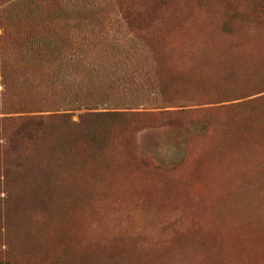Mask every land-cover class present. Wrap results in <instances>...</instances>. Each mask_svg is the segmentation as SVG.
<instances>
[{"label": "rangeland", "instance_id": "374dc122", "mask_svg": "<svg viewBox=\"0 0 264 264\" xmlns=\"http://www.w3.org/2000/svg\"><path fill=\"white\" fill-rule=\"evenodd\" d=\"M225 7L226 0H178L155 8L164 26L167 13L196 21L171 38L168 57L165 38L159 59L166 97L182 104L153 109L162 103L152 55L129 35L114 0H0V117L27 115L26 103L29 114H40L43 107L55 113L64 70L59 57L81 47L91 48L93 60L101 62L91 69L98 77L122 73L135 83L125 90L111 84L102 99L107 105L99 108L145 114L135 125L113 124L118 133L109 151L93 158L81 145L83 163L74 155V168L83 170L72 167L75 177L67 185L82 203L72 205L61 226L73 242L83 243L87 252L77 247V253L97 249L105 264H136L163 253L173 264H264V91L216 102L252 89L236 90V84L253 81V73L228 80L218 57L202 61L190 46L192 38L207 37L217 47L231 42L219 35L214 17ZM251 35L249 30L234 37L239 46L223 64L239 72L244 62L256 61L258 48L264 54V35L250 42L252 49L240 47ZM259 67L264 75V62ZM202 91L207 94L191 97ZM86 111L72 112V120ZM202 119L209 122L205 135L196 128ZM156 164L174 168L163 173ZM89 174H97L99 182L88 181ZM164 184L180 189L187 201L167 203ZM170 222L174 228L167 229ZM177 241L184 246H173Z\"/></svg>", "mask_w": 264, "mask_h": 264}, {"label": "trees", "instance_id": "16d2710c", "mask_svg": "<svg viewBox=\"0 0 264 264\" xmlns=\"http://www.w3.org/2000/svg\"><path fill=\"white\" fill-rule=\"evenodd\" d=\"M114 1L117 4L118 18L125 24L129 35L140 40L152 55L154 81L158 86L159 101L162 103L161 107L153 109H165L182 104L172 102L168 96L166 97L163 83L157 75V73L160 75L159 59L165 53L163 47L165 38L168 57L170 54L168 44L171 38L179 36L182 30L188 29V24L196 20L181 17L179 19L172 13H167V24L164 26L165 20L155 8L166 3L170 6L178 0H137L136 4L131 0ZM226 2L225 13L215 10L214 17L217 14L220 23L219 35L231 42L217 47L207 37L203 41L192 38L190 40L192 53L206 62L208 56L218 57L220 65L225 67V77L228 80L252 73L254 80L250 82L242 80L237 83L236 90L253 88L243 90L232 97L233 99L225 97L219 99L216 101L218 103L264 91V75H260L258 71L261 69L260 63L264 62V54L260 53V48L256 50V61L244 62L239 69L240 73L223 64L224 57H231V50L239 46L232 42L236 35L252 31L245 46L240 44L243 51L252 49L250 42L253 44L256 38L260 39L264 35V0ZM156 21L163 24L152 25ZM120 44L118 42L116 46L122 52L124 46ZM209 50L214 51L209 53ZM77 51L66 50L59 57L58 61L64 70L58 77L57 86L61 89L60 93L65 92L66 95L58 92L56 109H53L55 113L43 107L38 111L40 114H29L27 110L30 108L26 103L22 110H26L27 115L0 117V264H105L103 254H100L99 250L91 248L92 254L87 255L83 243L73 242L67 229L61 226L67 219V211L69 212L72 205L82 203V200L73 193L74 190L67 185V179L75 177L72 167L77 173L83 170V165L80 169L73 166L74 155L80 156L82 163L84 161L83 154L78 149L81 145H86L92 151L93 158L96 153H105L111 149L109 141L118 133V129H113L115 127L113 124H119L120 127L135 125L145 114L129 107L99 108L107 105L102 99L111 84L117 82V86L123 89L135 83L126 81L127 76L122 73L118 77L116 75L98 77L99 72L91 69L101 67L102 64L97 58L93 60L91 48L85 50V47H81ZM103 79L106 82H103ZM216 82L219 80L212 85ZM206 94V91H202L194 93L191 97L198 99L199 96ZM81 109L88 111L80 114L78 121H73L72 112ZM208 127L209 122L205 119L196 123L199 134H207ZM156 166V169H162L163 173L169 171L167 168H174L157 164ZM87 180L95 183L99 182V177L96 174L94 178V174H89ZM164 187L162 192L167 195V203L173 199H182V203L187 201V197L178 194L180 189L177 187L171 184H164ZM165 227L171 229L174 228V224L170 222ZM184 244L177 241L173 246L180 248ZM197 245H200V242ZM77 247L85 252L77 253ZM166 257V253H163L151 260H139L136 264H173L170 259L166 260Z\"/></svg>", "mask_w": 264, "mask_h": 264}]
</instances>
